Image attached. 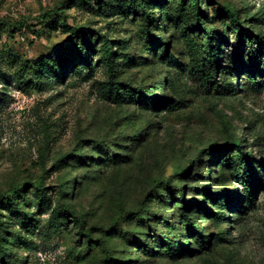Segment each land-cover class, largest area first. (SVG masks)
<instances>
[{
  "label": "rangeland",
  "instance_id": "rangeland-1",
  "mask_svg": "<svg viewBox=\"0 0 264 264\" xmlns=\"http://www.w3.org/2000/svg\"><path fill=\"white\" fill-rule=\"evenodd\" d=\"M98 1L101 7L96 0H0L6 264H264V189L249 207L227 155L212 154L235 138L264 163V80L229 75L241 63L228 21L199 7L214 43L228 37L213 75L229 87L220 92L199 69L197 31L162 19L167 0H143L152 17L148 41L135 0ZM171 1L167 10L179 0ZM213 1L237 11L242 31L264 33V0ZM100 34L113 42L114 73L102 63ZM88 44L90 69L83 62L71 69L73 51ZM156 98L166 102L154 108ZM14 191L17 206L8 207ZM225 191L242 196L246 209L235 211L234 200L218 209L207 199ZM186 218L209 236L208 246L186 236ZM158 237L174 243L176 255Z\"/></svg>",
  "mask_w": 264,
  "mask_h": 264
},
{
  "label": "trees",
  "instance_id": "trees-1",
  "mask_svg": "<svg viewBox=\"0 0 264 264\" xmlns=\"http://www.w3.org/2000/svg\"><path fill=\"white\" fill-rule=\"evenodd\" d=\"M97 1V6L101 7L102 4L100 1ZM135 6L131 5L132 9H137V11H141L142 20H141V29H142V35L144 39L147 41L151 39V34L149 27L152 25V17L149 15V13L144 11L143 8V0H135ZM168 3H173L171 0H167L162 7V11L164 10V14L162 15L163 20H167L168 23H174L175 26L177 25H184L186 29H188L189 33H194L197 31V35L193 38L192 43L199 49L200 52V65L199 69L203 74L205 84L206 85H215L217 91H227L228 88H224V84L216 85V83L213 80V75L217 73V70L219 69L218 62L220 60V51L222 44L225 43V41L228 39L227 35L225 34H219L217 36L216 43L213 41V35L212 33L206 28V24L203 22L207 21L208 18L206 16L205 11H200L199 7L204 3L206 9H212L213 11H219L221 15H223L229 24V29L231 32L235 34V52L234 56L236 59V62L241 63L240 68L233 70L230 72L229 75H232L234 73L239 74L242 71H245L248 73V76L251 78L252 84H257L258 80H264V33H255L250 34L249 32L242 31L240 27V21L238 17V13L235 9L230 8H221V10H218L214 7L215 2L213 0H179L178 2L174 3V6H171L168 10L166 9V6ZM104 11H107L109 15L114 14V9L111 7L110 4H106L103 7ZM124 17V16H123ZM202 18H204L202 20ZM165 20V21H166ZM193 24V26H192ZM173 25V24H172ZM98 45L100 46V53L102 57V63L104 67L108 70V73H114V63L112 61L113 56V42L110 41L107 36H103V34H100L97 37ZM150 47V46H149ZM209 47V48H207ZM116 48V47H115ZM162 55L163 57L166 56L167 50L165 46L162 47ZM90 51H94V47H90V44H88L87 48L83 47H77V50H74V53H77L78 55H75L74 58H71V61L69 59V64H71V69H74L76 64L83 62V65L86 69H90ZM79 56L75 64L73 60ZM130 56V54H129ZM247 57V60L245 61L244 58ZM68 60V59H67ZM128 60V58H127ZM128 61H132V58L129 57ZM68 63V62H67ZM130 63V62H128ZM244 63L246 64L244 66ZM229 68V67H228ZM227 68V69H228ZM78 70V69H74ZM224 71L226 75V69L221 70ZM43 72L46 75L53 74V77L55 79H59V73L54 69L46 68L43 70ZM214 83V84H213ZM230 92V90H229ZM166 100L159 101V99H155L152 102V106L158 107L160 104L165 103ZM243 144L244 138L241 137ZM226 154L228 158V163H230V166L233 167V173L240 185L243 186L245 194L247 195V202L249 207L254 206L255 203V196H256V189L262 188L264 189V163L263 162H257L252 154H249L245 150V145L243 147H240L239 142L234 138L232 140V144L229 148H222L213 150V155L220 156L222 154ZM233 155V156H232ZM232 157H235L234 160H232ZM234 161V162H233ZM233 163V165H231ZM39 190H42V188H39ZM204 195L206 196L208 194L207 190H203ZM18 195L17 191H14L10 198L7 199L8 207H16L17 203L14 202L13 198ZM242 196H232L231 193H228L227 191L223 192L222 194L218 195L217 197H208V200H213L216 207L222 208L229 203H231L234 200L235 206H233L238 211L246 209L243 208V204L241 202ZM223 209V208H222ZM248 209V208H247ZM216 218H220V214L216 216ZM187 221V234L191 236L189 238L190 240L195 239L196 243L199 244L201 247H206L209 245V236H204L200 230V226H197L193 222L192 219L186 218ZM1 237V236H0ZM219 237H223V233L219 234ZM1 242V241H0ZM166 243V244H165ZM156 244L159 246L166 247L168 254L170 255H176V246L174 243H167L164 241V238L158 237L156 238ZM186 250V248H184ZM183 248H181V252L184 251ZM3 251L0 246V257H2L1 264H6L5 257H3ZM188 252V250H187Z\"/></svg>",
  "mask_w": 264,
  "mask_h": 264
}]
</instances>
